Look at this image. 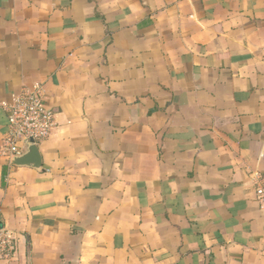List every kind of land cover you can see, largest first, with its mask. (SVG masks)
Returning <instances> with one entry per match:
<instances>
[{
	"label": "crops",
	"instance_id": "obj_1",
	"mask_svg": "<svg viewBox=\"0 0 264 264\" xmlns=\"http://www.w3.org/2000/svg\"><path fill=\"white\" fill-rule=\"evenodd\" d=\"M34 83L56 127L0 154V264H264V0H0V148Z\"/></svg>",
	"mask_w": 264,
	"mask_h": 264
},
{
	"label": "built area",
	"instance_id": "obj_2",
	"mask_svg": "<svg viewBox=\"0 0 264 264\" xmlns=\"http://www.w3.org/2000/svg\"><path fill=\"white\" fill-rule=\"evenodd\" d=\"M1 106L8 116V126L0 154L7 159L23 154L32 143L37 145L39 141L49 137L56 127L57 113L48 103L41 83L26 85L13 91ZM250 176L256 201L264 210V172L255 170ZM16 249L15 232L7 226H0V258L12 259Z\"/></svg>",
	"mask_w": 264,
	"mask_h": 264
},
{
	"label": "water",
	"instance_id": "obj_3",
	"mask_svg": "<svg viewBox=\"0 0 264 264\" xmlns=\"http://www.w3.org/2000/svg\"><path fill=\"white\" fill-rule=\"evenodd\" d=\"M11 164L33 166L35 168L41 167V154L38 145L34 143L29 145L26 152L11 159ZM0 226L4 225L0 224Z\"/></svg>",
	"mask_w": 264,
	"mask_h": 264
}]
</instances>
